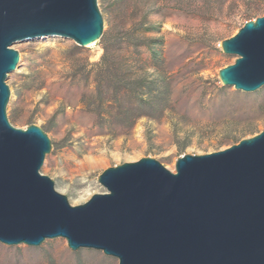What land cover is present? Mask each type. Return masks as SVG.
<instances>
[{"label":"rangeland","instance_id":"374dc122","mask_svg":"<svg viewBox=\"0 0 264 264\" xmlns=\"http://www.w3.org/2000/svg\"><path fill=\"white\" fill-rule=\"evenodd\" d=\"M98 5L104 17L99 42L82 47L61 36L16 42L20 60L7 79L10 123L47 133L52 151L41 174L73 206L106 192L99 180L110 168L151 158L176 172L182 156L221 152L264 131V87L247 93L219 76L238 58L222 43L264 15V0ZM130 30L146 42H123ZM0 264L119 260L93 249L73 251L59 238L40 247L0 243Z\"/></svg>","mask_w":264,"mask_h":264},{"label":"water","instance_id":"95a60500","mask_svg":"<svg viewBox=\"0 0 264 264\" xmlns=\"http://www.w3.org/2000/svg\"><path fill=\"white\" fill-rule=\"evenodd\" d=\"M98 0H0V243L40 247L66 239L119 264H264V131L221 152L178 159L176 172L151 158L106 170V189L73 206L41 174L52 141L43 129L14 127L7 108L16 42L47 36L82 47L99 42ZM235 64L225 86L264 87V15L222 43Z\"/></svg>","mask_w":264,"mask_h":264},{"label":"trees","instance_id":"16d2710c","mask_svg":"<svg viewBox=\"0 0 264 264\" xmlns=\"http://www.w3.org/2000/svg\"><path fill=\"white\" fill-rule=\"evenodd\" d=\"M134 29H138V28H134ZM135 33H139V32L138 31L132 32L131 30L125 32V34H124L125 37L122 38L123 42L132 43V44H134V46L138 45L137 43H134L135 40L140 39V40H143L146 42V40L142 36H137V35H135ZM145 44H147V43H145Z\"/></svg>","mask_w":264,"mask_h":264},{"label":"bare ground","instance_id":"6f19581e","mask_svg":"<svg viewBox=\"0 0 264 264\" xmlns=\"http://www.w3.org/2000/svg\"><path fill=\"white\" fill-rule=\"evenodd\" d=\"M93 46V45H92Z\"/></svg>","mask_w":264,"mask_h":264}]
</instances>
